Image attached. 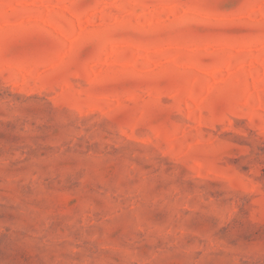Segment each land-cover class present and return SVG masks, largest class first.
<instances>
[{
  "label": "rangeland",
  "instance_id": "374dc122",
  "mask_svg": "<svg viewBox=\"0 0 264 264\" xmlns=\"http://www.w3.org/2000/svg\"><path fill=\"white\" fill-rule=\"evenodd\" d=\"M0 264H264V0H0Z\"/></svg>",
  "mask_w": 264,
  "mask_h": 264
}]
</instances>
